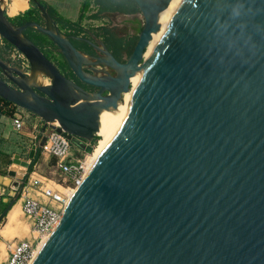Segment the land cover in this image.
Listing matches in <instances>:
<instances>
[{
    "label": "water",
    "instance_id": "obj_1",
    "mask_svg": "<svg viewBox=\"0 0 264 264\" xmlns=\"http://www.w3.org/2000/svg\"><path fill=\"white\" fill-rule=\"evenodd\" d=\"M132 1L142 29L120 63L102 43L73 38L101 54L88 61L39 3L43 25L14 26L0 0V37L30 72L0 59V98L92 153L101 112L130 92L171 0ZM29 28L58 49L81 86L24 35ZM241 31L251 39L244 62L229 47ZM36 71L48 85L28 83ZM36 143L28 160L14 156L12 189L37 163L41 135ZM29 264H264V0H180L129 112Z\"/></svg>",
    "mask_w": 264,
    "mask_h": 264
},
{
    "label": "built area",
    "instance_id": "obj_2",
    "mask_svg": "<svg viewBox=\"0 0 264 264\" xmlns=\"http://www.w3.org/2000/svg\"><path fill=\"white\" fill-rule=\"evenodd\" d=\"M35 119L31 123V134L34 135L33 139L35 141L38 135H41V138L44 139V143L41 146V154L47 159L53 160L52 168L54 173L62 177V183L65 184L67 189L71 188L69 184H76L77 186L86 169V159L84 160V157L80 159L79 155L85 153L78 152L63 133H58L47 126L42 131L43 121L36 116ZM11 124L15 131L20 132L24 125L22 114L15 112L11 118ZM53 125L59 128L57 123ZM96 143L97 141L90 143V145L94 147ZM36 146L37 143H34L32 148L35 149ZM33 174L35 173L31 172L29 174V180L24 182L22 187H19V182L18 189H11L9 196L13 198L18 193L22 214L28 220L30 229L37 234V237L29 240L9 242L6 246V264L30 263L42 238L48 236L57 225L63 209L71 196L68 197L67 194L47 188L38 180L31 181Z\"/></svg>",
    "mask_w": 264,
    "mask_h": 264
},
{
    "label": "rangeland",
    "instance_id": "obj_3",
    "mask_svg": "<svg viewBox=\"0 0 264 264\" xmlns=\"http://www.w3.org/2000/svg\"><path fill=\"white\" fill-rule=\"evenodd\" d=\"M3 7L4 3H2V8ZM32 11H35V7H33ZM80 22V33H83L86 37H88L89 35H93L99 42H103L105 45H107V38L111 35L117 38H121L125 46H127V50H124L122 52L123 57H126L127 54L131 53L137 41V35L142 29V17L139 13H98V6L94 4V0H89L87 8L83 13V18ZM58 24L61 29H64V27L60 23ZM65 28L70 29L68 27ZM0 43H3L4 45L2 46V49H0V52L3 53V56L1 55L2 57L0 59L9 60L10 65L16 68H19L18 66H21L22 70L30 73L27 69L26 61L23 56L13 50V48H7L5 42L2 40L1 37ZM41 45L43 48L47 47V44ZM109 48L112 49L111 46ZM47 51H49L48 48ZM42 77L44 79H48L44 75H42ZM134 86L135 83L133 84L131 90L134 88ZM97 140L98 138H96L93 143H95ZM79 157L80 159H82L83 157L84 160L87 159V156L85 154L79 155ZM52 164V159H47L44 155L40 154V157L38 158L37 163L35 164V168L32 169V172H34L35 175L30 180H38L42 182V184L47 188H52L53 190H57L61 193L67 194L65 184L62 183L63 179L58 174L54 173ZM4 173L7 175L6 170L4 171ZM28 180L29 178L26 179L25 182H27ZM51 182L61 186L64 190L56 186L55 184H52ZM69 186L75 189L76 184H69ZM0 192H2L0 193V214L14 198H17L14 205L12 206L13 208L0 223V264H6V246L9 242L17 240H29L34 237H37V234L32 232L28 220L22 214L21 203H18V193L15 197L11 198L7 195L6 191H2V189H0ZM3 199L7 200V202H3Z\"/></svg>",
    "mask_w": 264,
    "mask_h": 264
},
{
    "label": "crops",
    "instance_id": "obj_4",
    "mask_svg": "<svg viewBox=\"0 0 264 264\" xmlns=\"http://www.w3.org/2000/svg\"><path fill=\"white\" fill-rule=\"evenodd\" d=\"M2 1V3H4V7L2 9L4 10L7 18L11 21L27 18V16L33 12L32 9L34 6L30 3V0H22L26 3L25 9L23 11H18L14 15H9L12 0ZM38 1H41L52 8L57 18H61L72 24L78 23L83 0ZM80 23L81 22H79L78 25H80ZM2 46H4L3 43H0V49H2ZM1 55L3 56V53L0 52V58L2 57ZM15 112L21 113L24 118V125L20 132L15 131L11 124V118ZM34 120H36L35 115L32 113L16 107L15 105H7L0 102V189H2V191H6L8 196L12 189L11 186L15 181L14 179L8 177L4 171L6 170V173L8 172L9 166L16 155H18L21 160L29 159L33 144L36 143V141L26 135H23L22 133L25 132L31 134V123ZM18 203L20 202L18 201Z\"/></svg>",
    "mask_w": 264,
    "mask_h": 264
},
{
    "label": "bare ground",
    "instance_id": "obj_5",
    "mask_svg": "<svg viewBox=\"0 0 264 264\" xmlns=\"http://www.w3.org/2000/svg\"><path fill=\"white\" fill-rule=\"evenodd\" d=\"M179 2L180 0H171L168 6L158 14L157 23L159 25V30L156 33L151 34V38L143 54V64L140 66L139 74H137L136 77L132 79L131 81V87L135 83L134 88L130 90V92L123 94L122 99L120 102H118L117 108L115 110L110 109V110H104L101 112L99 116V129L97 132L98 139H101V140L97 141V143L93 147L92 153L86 154L87 159H86L85 173L90 168L93 161L101 153V151L106 146V144L109 142L113 134L118 129L120 123L122 122V120L125 118V116L129 112V109L131 108L132 102L137 94V91L140 87L142 79L145 76L146 71L149 67L151 59L160 43L161 37L164 31L166 30ZM25 7H26V3H24V1L12 0L11 5H10V10H9V15H14L18 11H23ZM49 82H50L49 79H44L41 73L37 71L30 74L29 79H28V83L30 85L46 86L49 84ZM88 159L90 162L88 161ZM34 175L35 174H33L31 177H33ZM51 183L55 184L53 182ZM56 186L62 188L59 185H56ZM65 189H66L68 197L74 191L73 188H70V189L65 188ZM46 238L47 236H44L42 238V241L38 244L37 250L40 248V246L42 245V243L45 241ZM37 250L35 251V254Z\"/></svg>",
    "mask_w": 264,
    "mask_h": 264
},
{
    "label": "flooded vegetation",
    "instance_id": "obj_6",
    "mask_svg": "<svg viewBox=\"0 0 264 264\" xmlns=\"http://www.w3.org/2000/svg\"><path fill=\"white\" fill-rule=\"evenodd\" d=\"M35 7V6H34ZM29 16V17H28ZM27 18H31V20L25 21V22H29V21H35L38 22L43 25V21L41 18H39V12H36V8L35 11L33 12V14L31 13L30 15H28ZM53 19V18H52ZM59 32L64 36L67 37L70 41V43H72V45L76 48V50H78L80 53H82L84 55V57L88 60V61H93L92 57H96V56H100L101 54L94 50L93 48H91L87 43L80 41V40H74L73 38H80V39H85L87 41H90L92 44L97 45L100 47L99 43H102L106 49L112 54V56L120 63H124L125 60L128 58V56L131 54H127L126 57H123L122 54L117 57L114 55L113 51L108 48L107 45H105L103 42H99L95 36L93 35H89L88 37L84 36L83 33H79V34H75L71 29H61L59 27V24L56 22L55 19H53ZM10 22L14 25V26H20L18 24V21H11ZM24 22V23H25ZM22 23V24H24ZM21 24V25H22ZM24 35L32 40L37 46L38 48L42 51V53L56 66V68L59 70V72L68 80L72 81L73 83L80 85L81 83L75 78V76L72 74V72L70 71L69 67L67 66L64 58L62 57V55L59 53L58 49L53 45L50 44V42L46 39V37H44L43 35H41L40 33L36 32L34 29L30 31V33H27V31H24ZM99 42V43H98ZM137 42V41H136ZM41 44H47L46 48H43ZM136 44V43H135ZM135 46V45H134ZM47 48L49 51H47ZM134 48V47H133ZM133 50V49H132ZM48 52V53H47ZM132 52V51H131ZM97 69H99V67H96ZM89 68L84 67V72L86 74H93L91 73L89 70ZM110 75H115L114 71L107 69L106 70ZM96 75V74H95ZM98 76H103V74H97ZM84 89L86 90H90V91H94L93 89H89L84 85Z\"/></svg>",
    "mask_w": 264,
    "mask_h": 264
},
{
    "label": "trees",
    "instance_id": "obj_7",
    "mask_svg": "<svg viewBox=\"0 0 264 264\" xmlns=\"http://www.w3.org/2000/svg\"><path fill=\"white\" fill-rule=\"evenodd\" d=\"M31 4L35 6V3H39L42 5L50 14V16L56 20L57 23H60L64 28L68 27L70 28L76 35L81 32V28L79 27L78 23L82 20L83 18V13L85 12L87 8V4L89 3V0H84V3L82 4L81 7V12L79 15V20L77 24H72L68 21H65L61 18H57L55 12L53 11L52 8L47 6L45 3L38 1V0H30ZM94 4L98 6V13H105V12H116V13H121V14H135L138 13L137 7L135 3L132 0H94ZM29 17V16H28ZM31 20V18H24L22 20H16L18 21V24L21 25L25 21ZM33 30L31 28L27 29V33H30V31ZM112 47V51L115 56L119 57L122 52L127 50V46L123 43L121 38H117L113 35L109 36L107 38V46L108 48ZM7 48H11L9 45H7ZM130 53V52H128ZM0 102L7 104V105H13L3 99L0 98ZM101 139H98L99 141Z\"/></svg>",
    "mask_w": 264,
    "mask_h": 264
},
{
    "label": "clouds",
    "instance_id": "obj_8",
    "mask_svg": "<svg viewBox=\"0 0 264 264\" xmlns=\"http://www.w3.org/2000/svg\"><path fill=\"white\" fill-rule=\"evenodd\" d=\"M241 17V8L239 6H235L232 8L230 13V18L232 20H238ZM225 30L227 27L225 26ZM230 49L233 52V56L244 62L245 60V50L251 47V39L250 37H246L243 32L237 33L233 36L229 45Z\"/></svg>",
    "mask_w": 264,
    "mask_h": 264
}]
</instances>
